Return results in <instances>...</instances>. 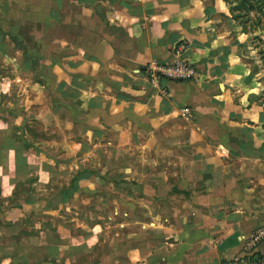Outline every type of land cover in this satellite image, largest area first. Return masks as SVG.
I'll use <instances>...</instances> for the list:
<instances>
[{
  "label": "crops",
  "instance_id": "0c3cea01",
  "mask_svg": "<svg viewBox=\"0 0 264 264\" xmlns=\"http://www.w3.org/2000/svg\"><path fill=\"white\" fill-rule=\"evenodd\" d=\"M13 36L52 69L54 116L74 138L57 140L75 150L71 189L97 187L114 165L117 180L133 183L118 187L133 197L121 209L132 218L117 222L132 228L118 259L222 264L254 244L264 252V85L239 59L246 34L225 0H0V45L12 49ZM178 43L196 78L151 81L145 65L178 60ZM15 128L6 127L0 171L11 195L26 179L43 181L46 161L43 149L16 161ZM82 150L90 163L76 159ZM29 199L0 201V224L22 225L37 207Z\"/></svg>",
  "mask_w": 264,
  "mask_h": 264
},
{
  "label": "rangeland",
  "instance_id": "374dc122",
  "mask_svg": "<svg viewBox=\"0 0 264 264\" xmlns=\"http://www.w3.org/2000/svg\"><path fill=\"white\" fill-rule=\"evenodd\" d=\"M254 7L258 9H252L247 16H242L247 13L242 10L234 12L241 13L239 18L246 22L247 29H252L245 32L246 40L239 46V59L252 68L254 79L261 86L264 85V62L258 48H263L264 43L254 38L261 31L253 28L264 21L262 0H255ZM240 28L243 31L242 25ZM9 42L12 49L9 45H0V171L8 170L6 162L10 159L1 156L7 126H16V136L21 140L22 146H15V150L19 148L16 161L26 159L22 154L30 150L35 153L44 150L46 161L42 164L43 181L37 180L38 177L26 179L12 195L7 187L0 191L1 204L6 208L24 202L28 195V204L37 206L22 225L20 222L9 225L8 221L0 224V264L4 261H8L7 264H128L126 254H119L122 257L118 259L117 251L131 245L132 228H120L117 222L132 218L129 211L121 209H132L133 197L122 195L118 187L132 189V181L117 180L114 165L105 174H99L97 187L71 189L69 155L75 150L57 140L74 138H67L63 116H54L52 87L46 82V77H52V69L41 66L39 60L26 51L21 52L20 37L13 36ZM56 122L61 123V131ZM109 153L110 150H103L98 157L103 155L108 161ZM75 157L86 161L83 150ZM37 170L38 167H33V174ZM47 178L49 182L44 181ZM33 198L36 200L31 202Z\"/></svg>",
  "mask_w": 264,
  "mask_h": 264
},
{
  "label": "built area",
  "instance_id": "2783aa9c",
  "mask_svg": "<svg viewBox=\"0 0 264 264\" xmlns=\"http://www.w3.org/2000/svg\"><path fill=\"white\" fill-rule=\"evenodd\" d=\"M185 43H178L174 51L180 58L174 62L153 59L145 65L147 77L156 83L163 80L190 81L196 78V67L185 56ZM188 109H186V112ZM222 264H264V252L251 245L233 257L226 258Z\"/></svg>",
  "mask_w": 264,
  "mask_h": 264
},
{
  "label": "trees",
  "instance_id": "16d2710c",
  "mask_svg": "<svg viewBox=\"0 0 264 264\" xmlns=\"http://www.w3.org/2000/svg\"><path fill=\"white\" fill-rule=\"evenodd\" d=\"M227 2L228 5H230V12L233 16V18L238 21L240 23V25H242L243 28V32H250L251 30L246 28V22L244 20H241V18H239V16L241 15V13H235L234 10H238L239 12L245 11L247 12L245 15L242 16H247L249 15L250 11H252V9H258V7H254L255 4V0H225ZM264 0H262V7L264 6ZM233 3H237V6H233ZM253 29H259L261 31L260 35H257L254 38H257L259 41H262L264 43V33H262V31L264 30V21L261 22V25L258 26V28H253ZM256 31V30H255ZM258 52L261 55V61L264 62V47H259L258 48ZM1 191V189H0Z\"/></svg>",
  "mask_w": 264,
  "mask_h": 264
}]
</instances>
